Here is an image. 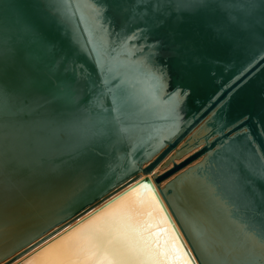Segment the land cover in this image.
<instances>
[{
    "label": "water",
    "instance_id": "water-1",
    "mask_svg": "<svg viewBox=\"0 0 264 264\" xmlns=\"http://www.w3.org/2000/svg\"><path fill=\"white\" fill-rule=\"evenodd\" d=\"M93 2L115 48L102 64L89 25L65 14L61 0H0V87L25 134L16 142L0 125L1 179L18 178L26 199L42 204L60 197L17 145L54 167L79 199L46 227L57 229L147 182L193 264H243L241 229L264 230V174L237 163L264 156V0ZM133 32L141 38L121 45ZM160 163L171 167L151 179ZM197 224L215 241L207 250Z\"/></svg>",
    "mask_w": 264,
    "mask_h": 264
},
{
    "label": "snow or ice",
    "instance_id": "snow-or-ice-1",
    "mask_svg": "<svg viewBox=\"0 0 264 264\" xmlns=\"http://www.w3.org/2000/svg\"><path fill=\"white\" fill-rule=\"evenodd\" d=\"M73 4H76L75 12H72ZM60 7L65 14L72 13L74 16L78 13L80 23L89 25V35L93 39L89 40L88 43L96 44L92 51L99 57L98 63L102 64L106 56H111L115 52V48L109 44L108 38L111 33L101 23L102 12L93 0H61ZM252 7H255V5H252ZM232 20L238 23L235 17H232ZM23 31L25 35L35 38L36 34L30 25H25ZM140 38L139 33L133 32L130 35H125L120 43L121 45H132ZM149 71L164 80L163 73L154 65L150 66ZM109 91L111 92V89ZM64 95L69 103L75 104L78 102L76 96L67 89L64 90ZM112 95L113 100L116 101L118 99L117 94L112 93ZM3 99L4 94L0 92V101ZM227 151L232 152L233 150L227 149ZM237 163L242 165L243 169L249 173L256 174L257 169H259L261 174H264V156H261L258 161L250 156L237 157ZM229 178L234 184L238 185L240 176L236 165H233ZM146 190H151V185L147 182L141 183L140 187L135 189L137 201L141 208L148 202L146 196L140 195L142 191ZM152 207L162 215L159 219L149 215L143 223H132L128 213H120L119 215L109 213L102 222H97L99 217L94 216L92 220H87L81 226L82 230L73 229L67 237H62L65 245L62 256L54 260H45L42 264H129V261L134 258L130 253L136 251H146L153 260H162L163 264H193L194 258L190 257L188 250L184 248L179 235L171 226L168 215L163 214L164 208L160 202L154 199ZM81 218L84 219V217ZM165 224L168 225V228L161 227ZM152 228H155L156 231L151 232L150 235H145V232ZM169 228H171V232H169ZM194 230L200 238L204 250L215 243L213 238L200 225H194ZM52 232L61 235L60 231L57 230L56 223L50 225L44 232L26 240L25 244L32 246L33 241L38 243L40 240L47 243L45 233L50 234ZM77 232L79 234L75 235ZM118 232L120 233L119 236H117ZM241 234L243 239L240 241V246L248 253V258L243 261V264H264V230L256 231L245 226L241 229ZM161 237L164 238L162 243ZM133 238H135L136 246L132 245ZM24 246V244L20 245V247ZM257 249H259V254L256 252ZM5 259V256L0 255V261Z\"/></svg>",
    "mask_w": 264,
    "mask_h": 264
},
{
    "label": "bare ground",
    "instance_id": "bare-ground-1",
    "mask_svg": "<svg viewBox=\"0 0 264 264\" xmlns=\"http://www.w3.org/2000/svg\"><path fill=\"white\" fill-rule=\"evenodd\" d=\"M0 90L4 94V99L0 101V125L3 130H6L10 138H13L16 142L22 141L20 139L24 138V130L21 129L12 116L13 113L9 109V98H6L5 91L1 87ZM22 144L19 143L17 145L18 149L22 151L21 154L30 165L35 168L37 175L43 180L42 183L45 189L51 194L53 193V197L60 198L44 201L42 204H32L26 199L29 192L22 188L18 178L5 176L4 179H1L0 177V255L6 257L5 260L0 261V264H42L45 260H54L62 256L65 251L62 237H67L73 229L82 230L81 226L87 220H92L94 216L99 217L97 222H102L109 213L116 215L128 213L132 223H143L149 215L157 219L162 215V213L152 207L153 200H157L152 189L140 193V195L147 197L148 202L143 208L139 206L135 189H138L143 182L136 181L111 195L100 205L57 229L61 235H56L55 232H52L46 237L47 243L41 240L38 243L33 242L32 246L22 249L23 247H20L21 244L26 245V240L38 235L50 223L62 217L69 209L77 206L75 203L79 200L77 196L78 190L74 192V190H70L69 186L66 188L67 182H62L56 177L55 168L47 167L42 163V159L37 161L32 159L30 152H26L20 147ZM176 162H179V160L177 159ZM169 167H171V164L164 167L160 163L152 170L149 177L152 179V175L161 173ZM62 179H66V176H63ZM168 179L163 180L160 185L162 186ZM154 187L157 189L155 183ZM81 217H84V219ZM48 219L50 220L48 221ZM161 227L168 228V225H161ZM65 229L67 230L65 231ZM154 231L156 229L152 228L145 232V235H150ZM169 232H171V228H169ZM78 234L77 232L75 235ZM119 235L120 233L118 232L117 236ZM163 239L161 237V243ZM132 245L136 246L135 238L132 239ZM18 253L20 255H17ZM130 255L134 258L129 261V264H163L162 260H153L146 251H136L130 253Z\"/></svg>",
    "mask_w": 264,
    "mask_h": 264
}]
</instances>
